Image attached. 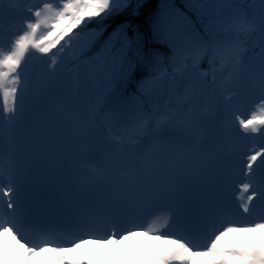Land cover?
I'll use <instances>...</instances> for the list:
<instances>
[{
    "label": "snow or ice",
    "instance_id": "1",
    "mask_svg": "<svg viewBox=\"0 0 264 264\" xmlns=\"http://www.w3.org/2000/svg\"><path fill=\"white\" fill-rule=\"evenodd\" d=\"M7 2L13 10L24 5L23 11L29 14L21 30L11 36L8 47L0 43V128L6 125L10 129L24 113L29 87L26 68L31 60L41 58L54 76L62 56L88 25L95 22L103 29L109 18L126 11L135 15L142 7L141 0ZM4 4L5 0H0V13ZM211 23L204 27L209 28ZM229 29L245 34L255 31L244 14L233 20ZM123 30L121 25L112 35ZM99 34L102 33L93 32L94 36ZM110 44L111 38L104 47ZM209 47L207 41L199 43L193 67L200 53ZM245 51L238 45L231 47L232 72L238 73ZM224 66L222 61L220 68ZM176 71L182 73L184 69ZM258 76L262 98L247 118L233 112V133L241 139L259 134L264 140V58ZM235 95L233 91L225 98L231 101ZM115 139L121 142L124 137ZM127 140L135 145L134 161L121 162L122 183L109 195L111 210L102 220L89 219L78 229L67 231L38 225L33 219L35 206L28 200L35 161L63 147L60 123L50 117L41 118L23 155L15 144L7 154L0 146V264H264V146L241 161V180L236 179L235 167L224 177L225 186L236 183L241 193L250 194L237 196L240 203L234 212L226 210V199H219L217 209L202 215L197 234L192 235L172 227L174 201L184 191L189 176V166L181 157L185 153H206L208 145L190 144L177 137L170 119L164 116L141 120L136 134ZM160 145H168L169 150L159 151ZM71 162L81 175L107 174L92 162L86 146L72 153ZM254 200L260 204L258 217ZM129 206L150 211L147 215L137 214L129 211ZM138 234L157 243H142L128 250L125 241ZM9 238L15 241L14 245ZM88 245L102 249L115 246L117 250L123 247L127 255L122 259L96 256L82 250Z\"/></svg>",
    "mask_w": 264,
    "mask_h": 264
},
{
    "label": "bare ground",
    "instance_id": "2",
    "mask_svg": "<svg viewBox=\"0 0 264 264\" xmlns=\"http://www.w3.org/2000/svg\"><path fill=\"white\" fill-rule=\"evenodd\" d=\"M5 3L8 5V2ZM21 9L23 10V8ZM144 12L145 13L141 15L135 14L134 17H126L129 22H136V28L131 35H136L141 42L142 40L139 34H144L143 46L136 52V68L126 74L127 77L118 80L117 72L114 71V63L119 61L124 64V62L120 60L121 58L117 53L114 54V57L109 56V54L105 52L108 47L105 49L99 48L98 51H95L98 52L97 54H94L95 52L89 55L87 54L92 48V41L86 42L83 40V37H87L84 31L81 32L78 39L73 42L71 49L62 56L61 63L57 68V70H61V72L56 71V75H58L64 70H68L66 74L63 75L59 84L55 86V89L59 91L61 85L64 84H69L72 88L74 85H78L80 92H84L85 95L89 96L88 102L93 104L92 108L95 111L107 108L119 95V99L125 103L128 112L121 122L123 126L119 125L116 127L119 135L124 138L134 136L138 131L140 121L148 117L149 114L154 118L164 115H175V113L171 111L170 101L176 108L184 101L185 96L181 99H179L178 96L185 90V82L192 77L199 78L202 74L205 75V73H207L206 75L214 76L216 73L214 72L212 75L208 72L207 67L212 65L218 66L222 61L225 62L226 56L219 57L221 53H226V55L230 53L229 55H231V47L233 45H238L246 49L244 53L245 56L249 50L255 49L257 45H261L264 42V30H260V35L256 38H252L254 37L252 31L246 34V36L248 35L247 37L243 38L246 40H243L240 36L233 35L225 41L223 39L215 41L213 38L209 37V35L207 39H202L200 37H193L190 33H185L183 36L178 37V41L181 40V45L176 48L177 51L174 52L172 57L174 63H169L168 66H164L159 63L163 62L165 59L169 60L168 50H170L172 44L168 38L164 37L165 32L163 29L156 26L157 19L154 18L152 11H147L145 9ZM139 15L140 18L137 17ZM16 16L19 18L21 14H16ZM108 20H106L104 24L107 23ZM20 30L21 29L16 30L15 33ZM74 31L80 30L76 29ZM211 36L214 37L213 35ZM202 40L207 41L211 47L200 53V58L196 60V67H193L192 64L190 69L189 67L185 68L184 66L187 63L190 64L191 61L194 62L198 45ZM218 42L219 46H217ZM212 49H215V52L211 56L208 54V50ZM157 54H159V58H157ZM163 57H165V59ZM228 57L231 58L232 56ZM184 61L185 65L181 67L184 71L182 73L176 71L181 64H184ZM244 61L245 60H243L242 63H245ZM207 64L208 66H206ZM38 67L39 72H41L42 67H46L47 72L50 73L45 63L41 62L38 64ZM152 68H155L153 69L155 72H153V75L149 76L147 73L151 72L150 69ZM258 72L259 68H257L255 74ZM178 73L181 75L175 77ZM26 74L29 78V84L33 82H42L38 75H34L27 70ZM242 74H247L248 76L250 74V69L243 71ZM147 76L148 79L146 78ZM168 77L178 80L174 87L176 89H171L169 84L162 85L160 83ZM254 83L256 88H260L259 76L257 80H254ZM201 85L207 91L211 88V85L207 82H203ZM67 92L70 94L73 93L72 91L70 92V90ZM251 96L252 92L247 95V97ZM173 99H175V103H173ZM250 103L252 108L249 111L242 112L245 118L251 113L257 102L254 103V101H251ZM182 108L183 106L180 107V109ZM135 115H138L137 119H135V117L133 118ZM174 131H176L175 128ZM253 144V146L256 147L257 141H254ZM177 217L179 218L180 214L176 213L174 217L176 223H178ZM183 222L190 223L189 220ZM129 240L131 239L129 238Z\"/></svg>",
    "mask_w": 264,
    "mask_h": 264
},
{
    "label": "rangeland",
    "instance_id": "3",
    "mask_svg": "<svg viewBox=\"0 0 264 264\" xmlns=\"http://www.w3.org/2000/svg\"><path fill=\"white\" fill-rule=\"evenodd\" d=\"M141 4L142 7H140L138 14L141 15L145 13V9L147 11L151 10L154 18L157 19L156 26L163 29L165 32L164 37L168 38L172 44L170 50H168L169 60L163 57L165 60L159 63L164 66H168L169 63H174L172 57L174 52L177 51L176 48L181 45V40L178 41V37L183 36L185 33H190L193 37H200L202 39H207L209 35V37L213 38L215 41L221 38L225 41L228 38L225 36L231 32L229 31V25L242 14L246 15L247 20L255 27V31L252 33L254 37L252 38L258 37L261 32L260 30H264V0H141ZM140 15L137 17L140 18ZM131 16L134 17V15H131L130 11H126L118 16L111 17L107 23L104 24L103 29H100L97 24L93 22L84 30L87 37H83V40L86 42L92 41V48L90 52L87 53L88 55L98 51L99 48L105 49V42L109 41V38H111V44L105 52L113 57L114 54L117 53L121 58L120 60L124 62V64L119 61L114 63V71L117 72L118 80L127 77L126 74L131 72L128 71L130 65L131 70L136 68V52L143 46V33L139 34L142 40L141 42L136 35H131L136 28V22H129L126 18ZM209 21H212V23L210 27L206 29L204 26L208 25ZM121 25L124 26V30L118 35L113 36L112 34L116 32ZM93 32H100L102 34L94 36ZM240 35L242 38L248 36L244 33ZM214 52L215 49H212L211 56ZM258 52L259 54H264V42L261 45H257L255 49L249 50L247 55L243 56V59L251 60ZM97 53L98 52H95L94 54ZM192 64L193 61L186 65L190 69ZM181 65L179 68L185 65V61L184 64ZM206 66H208V64ZM153 69L155 68L150 69L151 72L147 73L149 76L153 75V72H155ZM177 75L180 76L181 74L178 73L175 77H177ZM146 78L148 79V76ZM175 79L176 78H170V84L175 82ZM164 81L165 80L160 83L163 85Z\"/></svg>",
    "mask_w": 264,
    "mask_h": 264
}]
</instances>
